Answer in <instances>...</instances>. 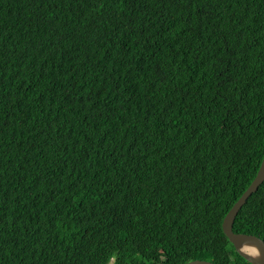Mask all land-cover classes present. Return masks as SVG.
Returning <instances> with one entry per match:
<instances>
[{
  "label": "trees",
  "instance_id": "obj_1",
  "mask_svg": "<svg viewBox=\"0 0 264 264\" xmlns=\"http://www.w3.org/2000/svg\"><path fill=\"white\" fill-rule=\"evenodd\" d=\"M263 158L264 0H0V264H251Z\"/></svg>",
  "mask_w": 264,
  "mask_h": 264
},
{
  "label": "water",
  "instance_id": "obj_2",
  "mask_svg": "<svg viewBox=\"0 0 264 264\" xmlns=\"http://www.w3.org/2000/svg\"><path fill=\"white\" fill-rule=\"evenodd\" d=\"M264 182V160L262 165L257 173V176L249 186V188L244 192V194L240 197V199L234 204L231 210L227 213L223 221V231L229 241L234 245L236 251L240 256L245 258L251 264H264V241L255 236L249 234H238L233 231V224L235 219L241 210V208L246 204L248 198L255 193L259 186ZM254 247L257 248L258 257H254L250 255L247 251L245 252V248ZM184 264H214L213 262L206 260H195L191 262H187Z\"/></svg>",
  "mask_w": 264,
  "mask_h": 264
},
{
  "label": "bare ground",
  "instance_id": "obj_3",
  "mask_svg": "<svg viewBox=\"0 0 264 264\" xmlns=\"http://www.w3.org/2000/svg\"><path fill=\"white\" fill-rule=\"evenodd\" d=\"M263 160H264V158H263ZM263 160H262V162H263ZM261 165H262V163H261ZM260 167H261V166H260ZM259 169H260V168H259ZM258 171H259V170H258ZM257 173H258V172H257ZM256 176H257V175H256ZM254 179H255V178H254ZM252 182H253V181H252ZM250 185H251V184H250ZM261 185H262V184H261ZM261 185H260V186H261ZM260 186H259V187H260ZM248 188H249V187H248ZM256 192H257V191H256ZM243 194H244V193H243ZM249 198H250V197H249ZM249 198H248V199H249ZM239 199H240V198H239ZM239 199H238V200H239ZM247 201H248V200H247ZM230 210H231V209H230ZM230 210H229V211H230ZM233 225H234V224H233ZM238 234H242V233H238ZM247 251L250 253V255L254 256L255 258L258 257V255H259V254H258L259 251L257 250V248H256V249H255L254 247H250V248L248 247V248H245V252H247ZM257 251H258V252H257Z\"/></svg>",
  "mask_w": 264,
  "mask_h": 264
}]
</instances>
